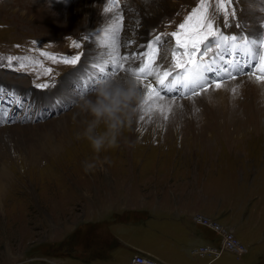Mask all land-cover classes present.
<instances>
[{
  "label": "rangeland",
  "instance_id": "1",
  "mask_svg": "<svg viewBox=\"0 0 264 264\" xmlns=\"http://www.w3.org/2000/svg\"><path fill=\"white\" fill-rule=\"evenodd\" d=\"M117 1L121 8L125 0H114ZM244 1L232 0L228 9V22L236 31L251 25L242 18ZM152 2L151 10L135 8L132 2L134 8L119 22L122 27L124 22L129 23L128 29L123 27L119 33L120 45L127 38L133 39L136 47L141 44L142 33L152 29L155 35L163 34L162 39H168V34L192 11L196 0H167L173 12H168L163 20L156 19L163 11L159 0ZM208 3L215 24L227 31L230 27H223L224 17L217 11V0ZM233 10L235 17L231 15ZM246 10L258 17L259 41L264 37V8L254 2ZM14 13L11 9L0 12V112L8 113L5 127L19 129L0 137V264H89L114 252L108 258L117 255L114 260L118 264L130 256L128 250L124 256L128 237L135 239L142 233L147 220L165 216L160 207L183 203L193 212L186 218L192 230L193 217H201L229 232L245 249L239 258L224 252L213 264H264V254L253 257L254 251L264 252V224L259 241L253 245H244L237 230L232 232L227 227L231 222L249 221L257 212H264V113L255 122L227 127L223 119L208 114L216 104L206 103L202 98L205 91L197 97L169 99L174 106L165 108L167 119L164 114L151 113L155 109L148 114L139 109L117 145L96 153L89 141L80 137L86 125L79 131L73 125L80 112L76 107L79 97L91 96L103 80H90L89 74H84L95 71L91 67L94 59H84L90 50L105 49L103 44L101 48L93 47L85 33L88 16L79 19L73 13L75 33L52 40L34 37L25 24H20L24 17L34 21L33 16L22 14L17 25L13 22ZM74 41L80 47H75ZM41 52L57 58L80 55V61L53 62ZM258 52L264 54V47ZM21 62L24 67H20ZM46 68L52 69L51 74H45ZM228 81L231 80L225 79L220 88L213 85L207 89L223 98L217 103L224 104V109L230 107L223 92ZM43 83L50 86L36 87ZM90 88L88 94L81 95L82 89ZM47 94L49 98L44 96ZM245 94L251 95L249 91ZM142 114L144 120L139 119ZM63 120L68 131L60 136L58 145L48 143L44 135L59 127V123L64 124ZM101 126L98 132L104 130ZM32 150L34 159L29 157ZM85 163L95 167L85 171ZM146 215L150 217L147 219ZM190 236L192 241L199 239L198 235ZM185 256L191 264L204 261L186 253Z\"/></svg>",
  "mask_w": 264,
  "mask_h": 264
},
{
  "label": "snow or ice",
  "instance_id": "2",
  "mask_svg": "<svg viewBox=\"0 0 264 264\" xmlns=\"http://www.w3.org/2000/svg\"><path fill=\"white\" fill-rule=\"evenodd\" d=\"M113 4L114 0H109L104 11L111 12ZM231 4L232 0H217V11L222 12L224 17V28L232 26L228 22ZM231 15L235 17V10ZM110 20L111 24L104 30L105 37L102 40L105 50L93 61L91 67L95 71L89 73V79L110 80L120 72H126L127 77L134 79L138 85H143L142 88L139 87L142 98L139 109L145 114L155 109L167 119L165 106L160 101L166 98L174 100L194 97L213 85L220 88L225 79H235L238 75H253L257 81H264V55L258 52L260 47H264V37L253 41L243 33L222 31L220 25L215 24L214 17L209 15L208 0H196L192 11L168 34V39H162L163 34H157L147 43L138 45V49H143L142 51L125 52L124 55L120 54L119 41L122 17L116 16ZM117 20L121 23H117ZM236 26L240 27L239 24ZM133 43L134 40H128L125 47ZM74 46L80 47L75 41ZM213 49L217 51L209 57ZM254 52L259 55L258 60L255 59ZM40 55L65 64L80 61V55L60 58L43 52ZM24 66L21 62L20 67ZM245 67L251 71L244 72ZM44 72L49 75L52 69L46 68ZM49 86L47 83L36 85L41 89ZM232 91L235 92L236 89L233 88ZM171 93L176 95L172 96ZM14 102L23 106L19 100ZM7 116V112H0V123L8 122L5 120ZM139 119L144 120V115H140Z\"/></svg>",
  "mask_w": 264,
  "mask_h": 264
},
{
  "label": "bare ground",
  "instance_id": "3",
  "mask_svg": "<svg viewBox=\"0 0 264 264\" xmlns=\"http://www.w3.org/2000/svg\"><path fill=\"white\" fill-rule=\"evenodd\" d=\"M132 2L135 4V5H133L135 8H140V9L142 8L145 10L146 9L151 10L150 5H151V3H153L152 0H125L122 3V7L118 8V4H117L118 1H117V2H114L113 9L111 12H105L104 8L108 6L109 0H67V1H64V0H2L0 2V12L1 11L5 12L7 9L8 10L11 9L12 11H15L14 16H16V17H13L14 23H16L17 25L19 24V22H20V24L21 23L25 24L26 30L29 33H32L34 35V37L50 38L52 40H61L60 38L62 37L63 34L74 32L73 28L75 27V24L73 22H71V18L74 15L73 13L76 12L75 14H77L79 19H84V17L88 16V18H87L88 28L85 27L86 28L85 33H87V36H89V38H91L93 47L96 48V47H100L102 45V40L105 37V31L104 30L106 28H108L111 24L110 18L116 17V16L123 17L126 14H129V13H127L128 10L134 8L132 6ZM244 2L246 5H244V12L242 14V16H243L242 18L247 19V22H249V24H251L249 26L250 28H244L243 29V26H242L244 24L243 23L241 25L242 28H240V31L234 30L233 27H230L228 29L230 31L233 30V33L245 34L246 38L249 40L258 41V39H259L258 17L253 15L254 13H250V11L249 12L247 10L245 11V7L247 9L251 8V3L255 2L257 4L258 8L262 9V8H264V0L263 1H261V0H245ZM158 5L160 6V9L161 8L163 9V11H162V13H159L156 15L157 20H163L164 16H166V15L169 16L168 12H170V11L173 12V10L169 6V3L167 2V0H159ZM139 12H140V10H139ZM158 12L159 11H157V13ZM22 14L26 15V16H28V15L33 16L35 18V20L30 21V22L26 21L25 17L22 18ZM132 17L136 19L135 16H132ZM18 18H22V19H20V21H19ZM241 21H243V20H241ZM119 22H120V20H117V23H119ZM164 22H165V20H164ZM126 26L128 29L129 23L124 22L123 27L125 28ZM123 27L121 26L120 32L122 31ZM228 29L225 32L229 33ZM138 30H140V29H138ZM152 30L144 31L142 33V36L140 38V41H141L140 45L145 44L149 40L154 38L155 33ZM129 31L132 32L133 30L130 29ZM97 33H99V35H97ZM130 40H133V39H130ZM127 41H128V39L126 38L124 40L123 44L120 45V54L121 55H124L125 52L143 50V49H138V46L134 47L132 44L126 48L125 44ZM92 49L90 50L88 55L85 56V58H84L85 60L89 58L88 56H91L95 60V58L105 50V49L104 50L100 49V50L95 52ZM216 51H217L216 49H213V52L209 53V57L213 56ZM162 54H163V52H162ZM256 57H258V55L257 56L255 55V58ZM206 59H208V57H206ZM86 62H87V60H86ZM157 63H159V61H157ZM245 68L247 71V67H245ZM74 72L75 71H73L71 73H74ZM90 72H93V71H89V72L87 71V73H84L86 75V77ZM257 75H260V73H257ZM117 77L120 79L126 78L127 77L126 72H120L117 75ZM254 77L255 76L244 75L241 78H235L233 80L230 79L231 81H228L229 83L226 84V87H225V89H223L224 90L223 92H225V94L227 95V97H225V100L227 101V103L230 104L229 105L230 109L229 108L224 109V106H223L224 104L219 106L220 103H217V100L223 99L221 96H217V94H215L214 92H212L210 90L203 92L202 98L204 100H206V103L208 105L216 104L212 108V110H208V114H211V116L214 118L223 119L225 121V125L227 127L231 126V125H233V126L239 125L243 122H251V120H253V122H255L256 118L263 117L262 113H264V81H257L256 78H254ZM149 79H151V78H149ZM145 83H147V81H145ZM85 84H87V86H88L89 81L88 82L86 81ZM233 88L236 89L235 92L232 91ZM16 89H18V88H16ZM16 89H14V90L16 92H19ZM24 90H26V89L24 88ZM90 90H91V88L88 89V91H84L82 89L81 95L88 94ZM21 91H23V90H21ZM56 91L62 92L61 88H59ZM247 91H249L251 93V95L245 94ZM32 95H34V94L32 93ZM50 95H52V93ZM44 96L48 97V98L50 97L48 94L44 95ZM37 98H39V97H37ZM93 99H94V97H93ZM168 101H170V100L165 99L164 101H160L159 103L161 105H164L165 108H167L168 106H174V105H172L173 102H168ZM27 105H28L27 107H29V106L31 107V104L27 103ZM25 110L26 109H24L23 111H25ZM138 110H139V107H138ZM151 113L162 116V113L158 110H154ZM159 116L155 117V119H158ZM62 117H64V116H62ZM76 118H77L76 123H74L73 125H74V128L78 131L83 130V129H79V127L85 126L86 124L84 121L90 119V117L86 113H81V112H79V114L76 116ZM63 121H64V124L59 123L60 124L59 127L54 128L53 131L44 135V137L48 143H52L55 145H58L60 143V141H59L60 136L65 134L68 131V130H66V127H65L66 126L65 125L66 120H63ZM132 123H134V122H132ZM7 125L3 123L0 126L5 127ZM73 125H72V127H73ZM100 129H102V126ZM15 131H19V129L17 127H14V128L13 127H9V128L5 127L3 129H0V137L4 136L6 133H17ZM77 137H79V136H77ZM80 137L84 138L83 135H81ZM61 140H63V139H61ZM76 140H78V139L76 138ZM49 145H47V146H49ZM47 146H45V147H47ZM51 146H54V145H51ZM30 152L31 153H29V157H31V159H34L35 155L32 154V153H35L34 150H32Z\"/></svg>",
  "mask_w": 264,
  "mask_h": 264
},
{
  "label": "crops",
  "instance_id": "4",
  "mask_svg": "<svg viewBox=\"0 0 264 264\" xmlns=\"http://www.w3.org/2000/svg\"><path fill=\"white\" fill-rule=\"evenodd\" d=\"M159 209L161 212H164L165 216L151 217L152 219L150 221L147 220L144 223L142 233L139 232L135 239H133L134 237L132 238L133 241L128 237L129 242L126 244L127 247H125L126 253H124V256L128 254L126 250L130 252V256L128 255V257L126 256L127 258H122L123 260L118 264H129L131 259L138 254L149 256L159 264H191L185 256V253L197 260H204L202 264H213L216 261L208 263L206 257L195 256L190 252L192 249L200 246L214 245L217 239L215 235L211 234L206 229L193 226L194 229L192 230L191 227H188L186 218L189 213L191 214L193 212L186 209L184 203L179 204L177 207L168 205V207H160ZM146 216L147 219L150 217L149 215ZM263 224L264 212L262 211L261 213L257 212V215L253 216L249 221H234V223L231 222L227 227L232 232L237 230L242 241L246 243H243L244 245H253V243L259 241V232ZM190 235H198L199 239H193L194 241H192ZM239 241L241 242V240ZM262 250L254 251V259L264 254ZM100 253H105V251L101 250ZM113 254H115V252ZM112 255H102L99 259L89 264H117L114 260L117 255L108 258Z\"/></svg>",
  "mask_w": 264,
  "mask_h": 264
},
{
  "label": "clouds",
  "instance_id": "5",
  "mask_svg": "<svg viewBox=\"0 0 264 264\" xmlns=\"http://www.w3.org/2000/svg\"><path fill=\"white\" fill-rule=\"evenodd\" d=\"M141 103L138 84L128 77L101 80L91 96L79 97L76 107L90 117L85 121L82 135L96 153L117 145L118 138L125 128L130 127ZM101 125L104 130L98 132ZM94 167L95 164L85 163V171Z\"/></svg>",
  "mask_w": 264,
  "mask_h": 264
},
{
  "label": "built area",
  "instance_id": "6",
  "mask_svg": "<svg viewBox=\"0 0 264 264\" xmlns=\"http://www.w3.org/2000/svg\"><path fill=\"white\" fill-rule=\"evenodd\" d=\"M192 224L193 226L202 229H208L216 235L217 241L214 245L200 246L190 251L195 256L206 257L208 263L217 260L224 252H227L236 258L241 257L245 252L244 247L239 245L237 241L232 238L229 232L218 226L216 223L210 222L201 217H193ZM129 264L157 263L153 262L149 258L144 257L143 255H138L133 257Z\"/></svg>",
  "mask_w": 264,
  "mask_h": 264
}]
</instances>
